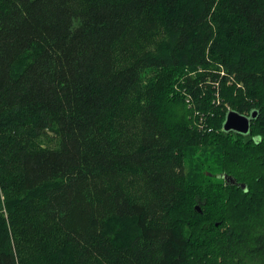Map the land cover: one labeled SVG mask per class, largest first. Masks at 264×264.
<instances>
[{
  "label": "trees",
  "instance_id": "1",
  "mask_svg": "<svg viewBox=\"0 0 264 264\" xmlns=\"http://www.w3.org/2000/svg\"><path fill=\"white\" fill-rule=\"evenodd\" d=\"M0 264H264V0H0Z\"/></svg>",
  "mask_w": 264,
  "mask_h": 264
},
{
  "label": "water",
  "instance_id": "2",
  "mask_svg": "<svg viewBox=\"0 0 264 264\" xmlns=\"http://www.w3.org/2000/svg\"><path fill=\"white\" fill-rule=\"evenodd\" d=\"M257 116V112L253 111L249 116L240 115L234 111H228L222 126V130L224 133H237L240 135H247L250 130L251 121L254 120ZM223 177L227 183L236 184V182L232 178ZM240 186V185H238ZM244 189V186H240Z\"/></svg>",
  "mask_w": 264,
  "mask_h": 264
},
{
  "label": "rangeland",
  "instance_id": "3",
  "mask_svg": "<svg viewBox=\"0 0 264 264\" xmlns=\"http://www.w3.org/2000/svg\"><path fill=\"white\" fill-rule=\"evenodd\" d=\"M43 141H45V140L36 141L35 143H36L37 145H41V144L43 143ZM188 171H189V169H188L187 166H186V167H185V173L187 174ZM208 175H211V174L209 173Z\"/></svg>",
  "mask_w": 264,
  "mask_h": 264
}]
</instances>
